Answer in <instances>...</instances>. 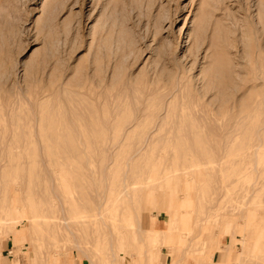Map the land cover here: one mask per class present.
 Wrapping results in <instances>:
<instances>
[{
    "label": "rangeland",
    "instance_id": "obj_1",
    "mask_svg": "<svg viewBox=\"0 0 264 264\" xmlns=\"http://www.w3.org/2000/svg\"><path fill=\"white\" fill-rule=\"evenodd\" d=\"M186 17L232 68L254 55L243 112L216 108L234 71L209 102L144 93ZM19 262L264 264V0H0V264Z\"/></svg>",
    "mask_w": 264,
    "mask_h": 264
},
{
    "label": "bare ground",
    "instance_id": "obj_2",
    "mask_svg": "<svg viewBox=\"0 0 264 264\" xmlns=\"http://www.w3.org/2000/svg\"><path fill=\"white\" fill-rule=\"evenodd\" d=\"M179 18H181L180 14L175 17H173L172 15H168L165 17L164 20L160 21L159 27L161 26L162 28H164L165 21H168L169 27H172L174 23L179 20ZM188 18L189 17L184 18L185 23L183 24V27H185V29L188 28L187 53L183 54L182 56L177 55L176 48L179 46H177V41L174 40L173 35L168 36V38L166 39L165 37H163V46L165 45V48L160 54V66L158 67L157 65H155L150 69L146 70L149 76L147 77V85L146 89L144 90V93L147 96H151L158 90L165 88L167 83H169L171 84V87L168 94L171 98H173L176 97L178 94H182L183 90H185L186 85L189 84L190 87L194 90L197 99H202L206 100V102H209L211 98H215L217 100L218 94H221L220 92L225 89L223 87V83L224 81H226L225 78L230 77V75L233 74L234 71L236 76L233 77L231 75V83L226 86V88L228 89L231 88L229 89L230 92L227 94L228 96L224 98V100H220L222 101V103L216 108L220 112H223L226 108L233 105V107H238L240 113L243 112L242 110H245L246 107L249 106V104H244L241 101L242 103L240 102V104L237 105V99L242 98L244 96V87L247 82L259 78L258 75L253 74L251 70L247 74L244 71V67L247 64L255 63L256 59L254 55H252V52L245 49L243 53H240L238 55L239 60L236 62V64H233L232 68V66H229L230 59L228 55L227 57L225 55H222L220 52L217 53L216 50H214L213 53L208 54V51H210L209 49L211 48V46L214 45L212 43V37L209 38V35H206V30L205 32L203 30V33L200 30L199 32L198 30L196 31L193 26L195 24H191L192 26H190L189 21L187 20ZM194 22L195 20H193V23ZM181 31H183V29ZM201 58L204 59L205 63H202L199 73L195 74V69L197 68L199 60ZM163 72H165V74ZM162 79H164V81L166 82L161 84ZM167 210L171 212V216H169L171 219H169V223H171L164 231H161L163 235H165V237L166 233L170 231V228L172 227L171 224L173 219L178 218H175V211L169 208ZM7 220H10V222L16 221L11 216ZM13 231H15V229ZM148 231L153 241H155L156 236L159 235L160 232L158 230H154L153 228L149 229Z\"/></svg>",
    "mask_w": 264,
    "mask_h": 264
},
{
    "label": "crops",
    "instance_id": "obj_3",
    "mask_svg": "<svg viewBox=\"0 0 264 264\" xmlns=\"http://www.w3.org/2000/svg\"><path fill=\"white\" fill-rule=\"evenodd\" d=\"M169 233H170V231H169ZM5 251H8L7 249H2V253L3 252H5ZM11 253H12V251L10 250V251H8V254L7 255H11ZM211 260H213V258H211ZM222 264H226V262H222Z\"/></svg>",
    "mask_w": 264,
    "mask_h": 264
}]
</instances>
